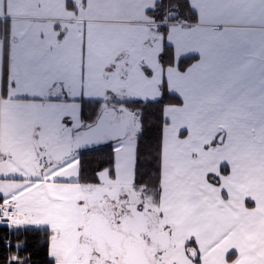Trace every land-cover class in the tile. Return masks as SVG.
Returning a JSON list of instances; mask_svg holds the SVG:
<instances>
[{
    "label": "crops",
    "instance_id": "1",
    "mask_svg": "<svg viewBox=\"0 0 264 264\" xmlns=\"http://www.w3.org/2000/svg\"><path fill=\"white\" fill-rule=\"evenodd\" d=\"M158 1L0 0V205L14 208L12 226L51 231L55 264H83L80 151L49 150L89 124L82 101L157 100L165 88L179 102L162 109L159 200L178 243H193L199 264H264V0H187L192 23L154 19Z\"/></svg>",
    "mask_w": 264,
    "mask_h": 264
},
{
    "label": "trees",
    "instance_id": "2",
    "mask_svg": "<svg viewBox=\"0 0 264 264\" xmlns=\"http://www.w3.org/2000/svg\"><path fill=\"white\" fill-rule=\"evenodd\" d=\"M175 11L176 14L168 18L169 22L181 21L192 23L197 21V14L187 0H160L149 10V14L156 20L163 21L165 13ZM168 25H161L165 33ZM193 57L182 58L179 68L183 69ZM162 64L173 61L172 49L164 46L160 54ZM178 103L175 95L169 94L163 88L162 96L157 100H130L127 104L140 110L142 131L138 136L135 184L144 186L147 194H160V151L161 133L165 122L163 106L166 103ZM99 101H82V120L91 124L94 122ZM114 153L112 144H106L93 149L80 151V179L83 182H97V172L109 167L113 174ZM51 231L48 228L19 227L9 229L0 226V264H55L50 256Z\"/></svg>",
    "mask_w": 264,
    "mask_h": 264
},
{
    "label": "flooded vegetation",
    "instance_id": "3",
    "mask_svg": "<svg viewBox=\"0 0 264 264\" xmlns=\"http://www.w3.org/2000/svg\"><path fill=\"white\" fill-rule=\"evenodd\" d=\"M151 198V207L143 208L142 202L137 205L143 217L115 209L108 197L90 205L80 227L83 264H179L181 246L195 261L196 248L193 243H178L173 224L160 208V194Z\"/></svg>",
    "mask_w": 264,
    "mask_h": 264
},
{
    "label": "rangeland",
    "instance_id": "4",
    "mask_svg": "<svg viewBox=\"0 0 264 264\" xmlns=\"http://www.w3.org/2000/svg\"><path fill=\"white\" fill-rule=\"evenodd\" d=\"M165 14L166 15L163 18L164 19L163 21H168V18L174 16L176 12L167 11ZM0 32L3 33V37H4L5 29L3 25H0ZM129 101L130 100L121 99L116 102V105H114V107L119 112H123V114L130 113L132 116L131 125L129 126L126 137L117 140L115 142H112V146L114 147L115 150V155H114L115 161L113 163L114 172L113 174H111L109 167L102 168L96 174L98 178L97 182H85L82 184V193L78 203V205H80L79 216H78L79 220L80 219L82 220V218L84 217V211L87 208H89L90 205H92L93 203H98L99 201L107 197L109 198V202L113 204V207H115V209L117 208L119 211L126 213L129 216L131 212H134V213H138L140 217H143V215H141V213L138 212L137 210V205H138L136 204L137 201L133 202V200H135L136 197H138V200H140L143 203V208H145L152 206L153 200L151 197L156 198V194H147L144 190L145 189L144 186H139V185L136 186L135 184L134 174H135V161H136L138 137L137 139L134 138V134L136 130L140 131L141 133L142 127H141L140 110L138 108L135 109L132 106L128 105L127 103ZM101 109L102 107L100 106L98 110V114L100 113ZM196 153L197 152H195V154ZM187 156L189 155L183 153V159L185 160L184 165L186 168L189 164ZM197 157L200 158L198 170L203 171V168L206 167L205 165L206 157L204 158L202 154H199V156ZM215 157L217 158L218 154H215ZM160 158H161V154H160ZM198 180L200 181V179ZM175 182L176 181H172V182L169 181V184H167V186L182 187V185H180L179 183L177 184ZM197 185L199 186L200 184ZM129 200L130 201L132 200V202H130ZM13 220L14 219H12V223ZM14 228H19V227H15V226L9 227V229H14ZM196 253L197 256L195 259V263L199 264L201 263V257L199 256L200 257L199 260H197L198 259L197 257H198V253L200 254V251L198 250L196 251ZM201 253L203 254L202 256L203 259L207 260L208 258H206L205 256L208 257V255H210V251L204 249L203 251H201ZM235 254L236 253L234 250L230 251L228 253V259L235 257L234 256Z\"/></svg>",
    "mask_w": 264,
    "mask_h": 264
},
{
    "label": "water",
    "instance_id": "5",
    "mask_svg": "<svg viewBox=\"0 0 264 264\" xmlns=\"http://www.w3.org/2000/svg\"><path fill=\"white\" fill-rule=\"evenodd\" d=\"M131 119V115L119 112L114 106L104 107L94 122L77 129L66 142L53 145L49 155L53 160H60L75 151L88 150L120 140L127 135ZM116 239L119 237L117 236Z\"/></svg>",
    "mask_w": 264,
    "mask_h": 264
},
{
    "label": "built area",
    "instance_id": "6",
    "mask_svg": "<svg viewBox=\"0 0 264 264\" xmlns=\"http://www.w3.org/2000/svg\"><path fill=\"white\" fill-rule=\"evenodd\" d=\"M3 33L0 32V36ZM16 213L13 208L6 205H0V226L1 227H10L12 226V219H14Z\"/></svg>",
    "mask_w": 264,
    "mask_h": 264
}]
</instances>
